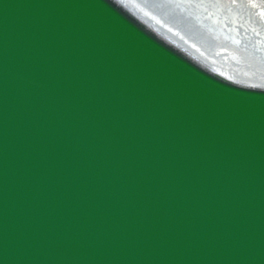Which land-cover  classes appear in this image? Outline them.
<instances>
[{
	"label": "water",
	"instance_id": "obj_1",
	"mask_svg": "<svg viewBox=\"0 0 264 264\" xmlns=\"http://www.w3.org/2000/svg\"><path fill=\"white\" fill-rule=\"evenodd\" d=\"M0 264H264V0H0Z\"/></svg>",
	"mask_w": 264,
	"mask_h": 264
},
{
	"label": "bare ground",
	"instance_id": "obj_2",
	"mask_svg": "<svg viewBox=\"0 0 264 264\" xmlns=\"http://www.w3.org/2000/svg\"><path fill=\"white\" fill-rule=\"evenodd\" d=\"M258 5V4H257ZM256 4H253V3H251V4H249V8H251L253 11H255V10H258V9H260V8H257L258 6H257Z\"/></svg>",
	"mask_w": 264,
	"mask_h": 264
}]
</instances>
